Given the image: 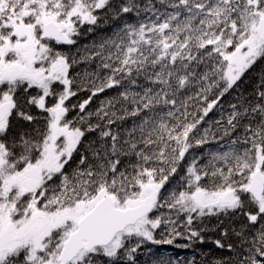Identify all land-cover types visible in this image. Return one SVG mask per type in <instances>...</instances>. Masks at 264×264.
<instances>
[{
	"label": "snow or ice",
	"instance_id": "1",
	"mask_svg": "<svg viewBox=\"0 0 264 264\" xmlns=\"http://www.w3.org/2000/svg\"><path fill=\"white\" fill-rule=\"evenodd\" d=\"M205 243L264 264V0H0V264Z\"/></svg>",
	"mask_w": 264,
	"mask_h": 264
},
{
	"label": "trees",
	"instance_id": "2",
	"mask_svg": "<svg viewBox=\"0 0 264 264\" xmlns=\"http://www.w3.org/2000/svg\"><path fill=\"white\" fill-rule=\"evenodd\" d=\"M107 29H98L97 31L100 33L105 32ZM82 43H86L87 40L82 39ZM103 97H100L99 99H102ZM99 99L93 104V108L96 107V105L99 103ZM206 235H212L211 233ZM154 249H158L161 254L168 253L172 256H180V257H192L193 256V250L191 249H177L174 246L170 245H159V246H153ZM200 250H202L204 253H207V256H201V252L197 251L195 253L196 259L199 261L200 259L205 260V264H210L211 260L214 257H220L222 255H226L227 253L221 252L220 250L216 249L215 246L211 243H205L203 245L198 246Z\"/></svg>",
	"mask_w": 264,
	"mask_h": 264
}]
</instances>
